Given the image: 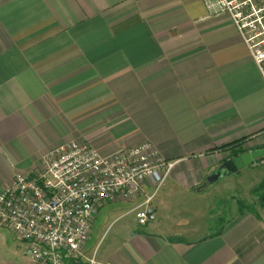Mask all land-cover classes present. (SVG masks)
I'll use <instances>...</instances> for the list:
<instances>
[{
	"label": "crops",
	"instance_id": "1",
	"mask_svg": "<svg viewBox=\"0 0 264 264\" xmlns=\"http://www.w3.org/2000/svg\"><path fill=\"white\" fill-rule=\"evenodd\" d=\"M70 141L175 162L156 221L120 227L98 264H264V203L204 236L166 215L232 173L236 148L264 149V79L228 15L204 0H0V193ZM26 247L0 225V264H42Z\"/></svg>",
	"mask_w": 264,
	"mask_h": 264
},
{
	"label": "built area",
	"instance_id": "2",
	"mask_svg": "<svg viewBox=\"0 0 264 264\" xmlns=\"http://www.w3.org/2000/svg\"><path fill=\"white\" fill-rule=\"evenodd\" d=\"M212 15H228L264 79V0H204ZM175 162L150 144L106 156L92 144L70 141L51 151L42 167L17 173L0 193V225L27 243L42 264H98L83 249L96 213L107 204L138 202L127 214L148 226L155 199ZM150 189L147 191V189Z\"/></svg>",
	"mask_w": 264,
	"mask_h": 264
},
{
	"label": "rangeland",
	"instance_id": "3",
	"mask_svg": "<svg viewBox=\"0 0 264 264\" xmlns=\"http://www.w3.org/2000/svg\"><path fill=\"white\" fill-rule=\"evenodd\" d=\"M231 157L235 158L233 155ZM261 162L262 160H259L256 163ZM261 164L263 165L247 166L241 172L228 173L210 184L198 196H191L193 198L189 196L184 198L180 195L173 197L170 199L171 208L166 211V215L172 218L170 223L178 226L177 230L180 233L189 234L193 230L196 236H204L223 227L237 214L240 204L249 207L259 206L260 201L255 190L264 179V161ZM218 169L223 170V165ZM258 193L260 195L261 191ZM129 209L130 206L124 202L107 204L101 209L87 245L88 250H91L96 258L120 227L123 225L142 227L136 223L134 214H128L113 223Z\"/></svg>",
	"mask_w": 264,
	"mask_h": 264
},
{
	"label": "water",
	"instance_id": "4",
	"mask_svg": "<svg viewBox=\"0 0 264 264\" xmlns=\"http://www.w3.org/2000/svg\"><path fill=\"white\" fill-rule=\"evenodd\" d=\"M264 160V149L255 150V151H248L240 156L233 158L225 162L224 167L227 169L228 172L235 173L244 167L253 165L256 161ZM221 176V172H217V174L208 178V183L212 184L215 180L219 179ZM207 183L204 185L206 186ZM204 187L199 188L198 190L203 189Z\"/></svg>",
	"mask_w": 264,
	"mask_h": 264
},
{
	"label": "trees",
	"instance_id": "5",
	"mask_svg": "<svg viewBox=\"0 0 264 264\" xmlns=\"http://www.w3.org/2000/svg\"><path fill=\"white\" fill-rule=\"evenodd\" d=\"M240 143H242V141H239V142H236V143L232 144L231 147H238ZM241 153L242 154L245 153V150L243 148H241V147H238V149L236 148V150H234L231 155H233V157H237ZM259 191H261L260 195L258 193ZM255 193L258 194V199L260 201L259 204H263L264 203V180L261 182V184L255 190ZM251 209H254V208L246 206V205H243V204H240V211L241 212H243L244 210H251ZM173 241H175V242H183V241H185V239L180 237V238L173 239Z\"/></svg>",
	"mask_w": 264,
	"mask_h": 264
}]
</instances>
